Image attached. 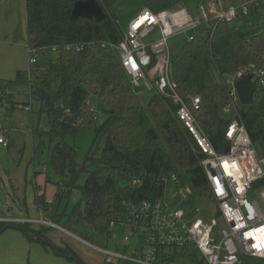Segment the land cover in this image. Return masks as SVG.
I'll list each match as a JSON object with an SVG mask.
<instances>
[{"label":"trees","instance_id":"16d2710c","mask_svg":"<svg viewBox=\"0 0 264 264\" xmlns=\"http://www.w3.org/2000/svg\"><path fill=\"white\" fill-rule=\"evenodd\" d=\"M97 1L106 15L101 21L85 16L72 18L73 0H26L30 61L27 68L17 70L14 80L21 83L31 77L32 99L39 100L41 111L48 115L49 129L40 130V134L50 139L48 163L61 176L56 182V200L68 195L78 186L79 176L87 173L80 185L83 198L65 215L62 227L76 233L85 222L95 231L109 234L112 222L124 212L122 199L141 198L152 189L156 191L153 179L160 175L176 173L207 196L211 190L200 165L202 152L177 118L172 100L152 91L144 103L135 93L110 46L123 35L112 0ZM199 1L193 10L183 6V0H146L144 7L159 12L180 6L195 13L200 4L209 0ZM193 34L177 52H172V76L184 97L200 95L201 105L193 113L215 148L224 151L228 145L225 133L237 111L230 118L223 114L231 97L221 76L236 74L251 64L255 65L252 72L264 71V4L251 7L247 15L218 22L215 29L201 27ZM67 43L85 45L78 51L67 49ZM52 45H59V49L47 50L45 55L41 52V47ZM50 51L57 53L56 60L49 57ZM255 84L253 103L243 109L242 120L264 154V74L257 77ZM2 94L0 91V102ZM94 100L101 102L104 115L99 124L90 110L89 102L95 105ZM81 118L87 121L83 123ZM87 126L95 129L94 143L105 137V144L102 149L97 147L99 154L92 153L91 148L80 165L77 149L64 136L77 135ZM76 166H80L77 172ZM133 177H143V185H130ZM122 180L128 184L121 185ZM42 190V185L35 186L34 200L47 211L51 203ZM6 224L0 223V231ZM29 226L30 222H25L23 232L30 241L52 248L78 264H87L68 244L53 247L46 235L53 226ZM82 238L88 240V235ZM102 264L116 263L105 260Z\"/></svg>","mask_w":264,"mask_h":264},{"label":"built area","instance_id":"2783aa9c","mask_svg":"<svg viewBox=\"0 0 264 264\" xmlns=\"http://www.w3.org/2000/svg\"><path fill=\"white\" fill-rule=\"evenodd\" d=\"M262 4L264 0H236L235 3L209 0L200 4L195 13L186 7L159 12L143 7L123 30L120 41L110 43L132 87L158 92L172 100L177 118L189 129L202 152L200 165L211 195L201 194L176 173L156 177L153 179L156 191L152 189L141 198L122 199L124 212L112 222L126 233L127 243L139 242V252H131V247H126L123 253L82 239L102 252L107 262L118 264L126 259L138 264H178L171 259L170 249L196 247L203 254L205 264H264V154L242 120L236 106L235 88V82L242 75L250 74L255 83L264 71L252 72L255 65L251 64L236 74L221 76L231 97L227 107H234L237 113L225 133L228 145L224 151H218L193 113L201 105L200 95L184 97L178 90L172 76L169 47L170 36L178 31L191 29L189 39H192L194 30L215 29L218 22L233 20L239 14L247 15L251 7ZM157 29L160 37L147 41ZM84 45L67 43L65 47L80 51ZM50 49L56 51L59 45L40 48L44 54ZM89 104L97 120L96 106ZM9 136V130L0 122V144L9 146ZM129 183L141 187L143 177H133ZM200 198L211 199L210 208L203 211L195 203ZM28 221L63 229L43 217Z\"/></svg>","mask_w":264,"mask_h":264},{"label":"rangeland","instance_id":"374dc122","mask_svg":"<svg viewBox=\"0 0 264 264\" xmlns=\"http://www.w3.org/2000/svg\"><path fill=\"white\" fill-rule=\"evenodd\" d=\"M145 1H111L113 12L122 30H125L130 21L141 11L145 5ZM229 1L231 0H223V2ZM183 2V6L188 5L193 10L200 1L183 0ZM0 6L2 8H10L9 18L7 16L0 17V22L2 20H9L7 23L0 25V36L3 37L0 39V91L3 90L2 101L0 102V122L4 124L10 133L9 146L0 144V214H3V211L7 214L9 213V215L18 214L19 212L20 216L23 217H27L28 214L32 217H40L39 208L34 200L36 194L35 186L38 184L43 186L42 191L46 193V199L51 203L48 205V210L44 211L43 217L47 218L46 220L48 221L57 222L60 226H63L65 215L70 213L76 203L83 198L80 185L85 182L87 173L83 172L79 176L77 180L78 186L73 188L68 195L56 200V182L61 180V176L48 163L47 157L50 139L48 136L40 134V130L49 129L48 115L46 112L41 111L40 101L32 99L31 77L21 83L14 80L17 70L27 68L30 61L27 43L26 0H0ZM9 30L11 32L8 35L7 31ZM191 34V29L172 34L169 38L171 51L173 53L177 52L183 43L190 38ZM159 37L160 31L157 29L148 37L147 41H152ZM49 57L56 60L57 53L50 51ZM214 75L215 77L218 76L216 72ZM133 88L144 103L149 100L150 92L143 91L142 87ZM94 103L99 113L97 117V124H99L104 120L101 102L94 100ZM236 106L241 111L246 107V105L240 102L239 98ZM235 113L234 107H227L223 112L224 116L228 118L235 116ZM86 121L83 120L82 122ZM64 138L65 141L77 149L76 160L80 165L85 161L91 148L92 153L99 154L100 151L97 152V147L99 146L102 149L105 144V137L98 139L94 143L95 129L91 126L84 127L77 135L67 134ZM79 169L80 166L75 167L76 172ZM65 178H69V176L66 175ZM120 184L126 186L128 182L122 180ZM194 197L195 195H192V198ZM195 203L204 211L210 208L212 200L200 198L197 201L195 200ZM6 220L13 221L11 218H7ZM26 220L28 221L29 219H24L23 225L20 224L22 226L20 232L28 239L27 235L23 232ZM41 225L43 224L31 221L29 227L33 229L39 226L38 228H40ZM77 230L76 233H69V231L66 232L63 229L54 227L47 230L46 235L54 246L68 243L87 264H102L105 261V256L98 249L82 240V237H86V234L88 235L87 241L110 250H119L123 253H126V247H131V252L133 250L139 252L140 250L139 242L133 244V242L127 243L124 240L126 233L117 225H112L109 234L97 232L85 222L79 225ZM11 242L1 240L0 247L2 244ZM28 244L29 248L33 246V249H28L25 255L28 258L31 257L29 263L56 264L52 258H48L49 252H47V248L43 245L36 243V241L32 242L29 239ZM36 248L40 250L36 251ZM169 251L171 259L178 264H205L203 254L196 247L172 248ZM52 253L66 264H78L76 261L62 257L56 251ZM252 263H255V261H252ZM121 264L138 263L123 259Z\"/></svg>","mask_w":264,"mask_h":264},{"label":"crops","instance_id":"0c3cea01","mask_svg":"<svg viewBox=\"0 0 264 264\" xmlns=\"http://www.w3.org/2000/svg\"><path fill=\"white\" fill-rule=\"evenodd\" d=\"M2 16H7L8 18L10 17V8L9 7L8 8H5V7L2 8L0 6V17H2ZM8 21L9 20H2V22H0V25L5 24ZM10 32H11V30L7 31V34L9 35ZM2 38L3 37L0 36V39H2ZM1 92H3V90H1ZM39 211H40V217H43L44 211L41 210L40 208H39ZM2 213L3 214H0V223L6 222L9 226L4 231L0 232V241L1 240H7V242L8 241H12V242L7 243V244H2V246L0 247V264H28L29 261L31 260V257L28 258L25 255H26L28 249L29 250L33 249V246L31 248H29L28 239L25 238L24 235L20 232V229H22L21 225H23L22 223L24 222L23 221L24 219H35V220H37L40 217H32L30 214H28L27 217H23V216H20L19 212H18V214H13V215H9V213L7 214L4 211ZM7 218H11V219H13V221H8V220H6ZM48 219H50V218H48ZM33 222H36V221H33ZM36 223H39V222H36ZM38 227L39 226H36L33 229H39ZM63 230H65L66 232L69 231V230H66L64 228H63ZM69 233H72V232L69 231ZM36 243H38V242H36ZM65 244H68V243H65ZM57 245H59V244H57ZM64 245L62 244L61 246H64ZM70 247H72V246H70ZM39 250H40L39 248L38 249L36 248V251H39ZM47 252H49L48 258H52V260L56 264H66L61 259H58L55 257V255L52 253V252H54L52 248L47 249ZM67 264H72V263H67Z\"/></svg>","mask_w":264,"mask_h":264},{"label":"water","instance_id":"95a60500","mask_svg":"<svg viewBox=\"0 0 264 264\" xmlns=\"http://www.w3.org/2000/svg\"><path fill=\"white\" fill-rule=\"evenodd\" d=\"M75 1L74 8L72 11V18L81 16L92 17L98 21L105 18V12L97 0H73ZM235 88L237 96L243 105H251L253 103V95L256 90V84L252 81L251 75H242L235 82ZM244 113L241 111V114ZM229 150V147H227ZM9 225L4 226L1 231H4ZM0 231V232H1ZM55 248V246L53 245ZM73 257V256H71Z\"/></svg>","mask_w":264,"mask_h":264}]
</instances>
